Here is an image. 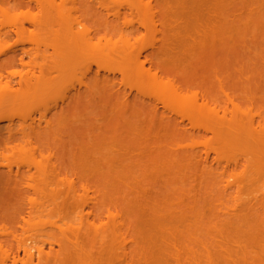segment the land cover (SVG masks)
<instances>
[{"label": "rangeland", "instance_id": "1", "mask_svg": "<svg viewBox=\"0 0 264 264\" xmlns=\"http://www.w3.org/2000/svg\"><path fill=\"white\" fill-rule=\"evenodd\" d=\"M182 1L0 0V264H148L167 200L264 264V0Z\"/></svg>", "mask_w": 264, "mask_h": 264}, {"label": "bare ground", "instance_id": "2", "mask_svg": "<svg viewBox=\"0 0 264 264\" xmlns=\"http://www.w3.org/2000/svg\"><path fill=\"white\" fill-rule=\"evenodd\" d=\"M181 1L179 0V2H181ZM189 1H192V0H189ZM186 3L190 4L187 1H186ZM188 11H190V10H188ZM183 12H185V11H183ZM191 12H190V14H191ZM179 91H180L179 88L177 89L175 87H171L168 89V95H169L170 99L177 101L182 106L186 107L187 105H189L191 103L190 102L191 98L188 95L182 94ZM203 111L204 110H198L197 112L199 114H202ZM32 128H34V127H32ZM32 128H30V129H32ZM30 129L28 130L31 132L30 134H32V131H33V133L35 132V134L48 133L47 128L46 129L44 128V130L42 128H40V129H38V131H36V129H32V130H30ZM24 132L25 131H23L22 133H24ZM25 134H27L28 136L27 135L25 136ZM21 135L24 136L23 137L24 139L26 137H31L29 135V132H27V133L25 132L24 134H21ZM33 136H34V134H33ZM11 137H12V135H11ZM15 137H16V135H15ZM127 159L128 158L119 157V158H116L114 160L113 171L115 172V176H114L115 178L112 180V182L116 183V186L111 185L110 189H108L106 191L103 190V192H104L105 196L106 195H110V196L111 195H114V196L120 195V198H121V196L122 197L124 196V198H123L124 203L122 202L121 204H123L127 209H129L131 211L132 209H130V205H132V204L129 205L130 201L127 202V200L125 199V195L127 194V192H129V187L124 185V181H125L124 179L126 178L127 175H129L130 171H133V170H129V169H133L134 167L132 166V163H131V166L128 165L130 163V160L127 161ZM152 161H153V159H152ZM150 162H151V160H150ZM152 163L153 162H151V165H152ZM100 198H101V196H100ZM164 203L165 204L161 205V203H160V205L158 204V205L153 206L154 207V212H153L154 218H153V220L151 219L152 220V226L150 225V228L144 227L145 228L144 229L140 224L141 222L137 223L139 221H137V222L135 221L138 219L132 220V221H135V223H137V225H134V227H133L134 233L132 231L133 237H131L133 239V241L131 240L133 242V246L131 245L133 247V250H131V251L135 255L145 256V259L148 260V264H173L171 261L172 258H173V260L175 259V264H226L225 262H227V261H224L222 259L224 256L218 254V252H216V249L212 250L213 248L211 247L212 248L211 249L209 247L210 244L208 243V242H210L209 238H210V236H212L211 235L212 231L219 230V228L223 227V225H224L223 223H225V222L216 221L217 219L215 220L214 217H211L210 219L208 218L205 220L204 217L202 216V213L201 214L200 213L193 214V215L190 214L191 216H189V214L186 211L180 210V208H178L180 211L177 212L178 209L175 211L172 207L173 203L170 202L169 200L165 201ZM117 208H118V206H117ZM185 210H187L186 207H185ZM129 213H132V215L134 217V213L132 211ZM195 213H196V211H195ZM125 215H126V212H125ZM129 215L131 216V214H128V216ZM130 218H128V219L130 220ZM212 218L214 220H212ZM114 221H115V219H114ZM129 223H132V222H129ZM220 230H221V232L223 231L222 228ZM211 240H212V238H211ZM26 251H27V255H29L30 250L27 248ZM30 256H32V255H30ZM221 256H222V258H221ZM226 259H227V256H226ZM87 260H88V258H87ZM87 260H85V261H87ZM132 261H133V259H132ZM88 262H90V261H88Z\"/></svg>", "mask_w": 264, "mask_h": 264}]
</instances>
